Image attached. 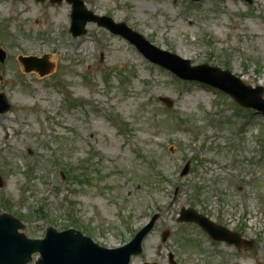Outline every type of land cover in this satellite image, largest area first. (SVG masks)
Masks as SVG:
<instances>
[{
    "label": "rangeland",
    "instance_id": "374dc122",
    "mask_svg": "<svg viewBox=\"0 0 264 264\" xmlns=\"http://www.w3.org/2000/svg\"><path fill=\"white\" fill-rule=\"evenodd\" d=\"M82 1L193 65L263 87L264 99V0ZM69 13L64 1L0 0V91L11 105L0 114V213L29 238L74 227L114 248L158 212L130 264H168L169 252L177 264H264V116L173 78L95 23L72 38ZM43 53L50 74L22 71L19 55ZM182 207L253 239L251 247L209 242L176 220Z\"/></svg>",
    "mask_w": 264,
    "mask_h": 264
},
{
    "label": "water",
    "instance_id": "95a60500",
    "mask_svg": "<svg viewBox=\"0 0 264 264\" xmlns=\"http://www.w3.org/2000/svg\"><path fill=\"white\" fill-rule=\"evenodd\" d=\"M82 10L81 2L75 0L71 14V31L74 35L84 32L83 26L87 21H97L99 25L127 38L151 61L169 68L182 77L197 79L220 87L240 104L264 111L261 87L252 89L245 86L229 72L220 71L216 67L207 65L190 67L188 60L155 48L124 24H115L109 18L87 15ZM4 57L5 53L0 49V61H3ZM19 60L25 71L35 69L40 75L48 73L52 67L43 58L19 57ZM164 101L171 104L169 100L164 99ZM8 108L4 94L0 93V111H6ZM185 172L184 169L182 173ZM1 185L2 179L0 178ZM154 219L155 216L127 245L116 249H106L97 246L89 238L71 229L58 233L55 229L48 227L43 239H29L23 233L18 232V229L22 227L20 221L9 214H0V264H27L31 261V254L34 252L40 254L34 264H127L130 255L139 252V242L151 228ZM178 220L196 222L213 238L224 239L235 244L240 242L235 235L224 228L215 226L192 209H182ZM166 237L167 231H164L162 240Z\"/></svg>",
    "mask_w": 264,
    "mask_h": 264
}]
</instances>
